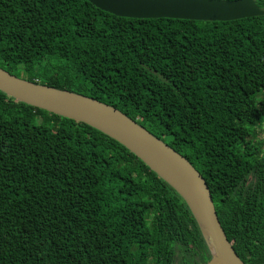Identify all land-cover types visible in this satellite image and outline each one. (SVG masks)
Returning a JSON list of instances; mask_svg holds the SVG:
<instances>
[{"label":"trees","instance_id":"1","mask_svg":"<svg viewBox=\"0 0 264 264\" xmlns=\"http://www.w3.org/2000/svg\"><path fill=\"white\" fill-rule=\"evenodd\" d=\"M0 69L142 126L204 180L238 259L264 264V15L130 19L85 0H0ZM209 257L181 198L123 146L0 92V264Z\"/></svg>","mask_w":264,"mask_h":264},{"label":"water","instance_id":"2","mask_svg":"<svg viewBox=\"0 0 264 264\" xmlns=\"http://www.w3.org/2000/svg\"><path fill=\"white\" fill-rule=\"evenodd\" d=\"M120 18L224 22L264 15L253 0H85ZM0 92L47 113L82 123L123 146L184 202L208 249L205 264H244L216 218L208 188L179 154L111 106L66 90L34 84L0 69ZM264 144V113L262 118Z\"/></svg>","mask_w":264,"mask_h":264},{"label":"rangeland","instance_id":"3","mask_svg":"<svg viewBox=\"0 0 264 264\" xmlns=\"http://www.w3.org/2000/svg\"><path fill=\"white\" fill-rule=\"evenodd\" d=\"M186 26H187V27L191 26V23H187Z\"/></svg>","mask_w":264,"mask_h":264}]
</instances>
